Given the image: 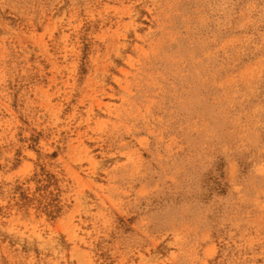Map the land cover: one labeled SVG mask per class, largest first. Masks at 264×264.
Returning a JSON list of instances; mask_svg holds the SVG:
<instances>
[{
	"label": "rangeland",
	"instance_id": "1",
	"mask_svg": "<svg viewBox=\"0 0 264 264\" xmlns=\"http://www.w3.org/2000/svg\"><path fill=\"white\" fill-rule=\"evenodd\" d=\"M0 264H264V0H0Z\"/></svg>",
	"mask_w": 264,
	"mask_h": 264
}]
</instances>
